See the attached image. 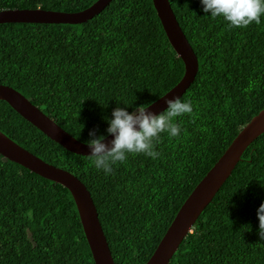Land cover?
I'll return each instance as SVG.
<instances>
[{
	"label": "trees",
	"instance_id": "16d2710c",
	"mask_svg": "<svg viewBox=\"0 0 264 264\" xmlns=\"http://www.w3.org/2000/svg\"><path fill=\"white\" fill-rule=\"evenodd\" d=\"M96 1L0 0V11L76 13ZM168 3L198 67L180 97L193 112L177 118L180 136L161 134L158 158L129 155L104 175L0 101V132L85 186L114 264H145L193 188L264 109V16L229 29L220 18L202 17L198 0ZM183 73L151 0H111L81 24H0V85L81 143L90 130L104 133L101 117L110 118L114 107L131 112L153 103ZM261 200L264 133L244 150L168 264H264V242L255 235ZM0 264H93L70 194L1 156Z\"/></svg>",
	"mask_w": 264,
	"mask_h": 264
},
{
	"label": "water",
	"instance_id": "95a60500",
	"mask_svg": "<svg viewBox=\"0 0 264 264\" xmlns=\"http://www.w3.org/2000/svg\"><path fill=\"white\" fill-rule=\"evenodd\" d=\"M110 2L111 0H97L88 8L76 13L42 9L0 11V24H81L97 15ZM151 3L169 45L184 68L183 76L179 82L146 109L153 114H158L166 107L165 99L183 95L193 82L198 66L197 59L175 20L168 0H151ZM0 101L5 102L24 121L65 151L83 157L88 154V149L83 143L62 130L11 87L0 85ZM262 133H264V109L251 118L238 132L215 164L193 188L145 264L169 263L180 243L191 231L199 215L229 178L244 150ZM110 139L111 136H106L102 142L107 144ZM0 156L30 173L64 188L70 194L76 207L93 264H114L90 195L75 176L43 162L16 145L1 132Z\"/></svg>",
	"mask_w": 264,
	"mask_h": 264
},
{
	"label": "clouds",
	"instance_id": "9594fccd",
	"mask_svg": "<svg viewBox=\"0 0 264 264\" xmlns=\"http://www.w3.org/2000/svg\"><path fill=\"white\" fill-rule=\"evenodd\" d=\"M198 4L204 14L202 17L220 18L229 29L259 24L261 16H264V0H198ZM151 103L139 104L131 112L127 110L128 107H114L110 118L101 117L106 124L103 134H96L94 130L88 132L89 138L83 143L88 149L86 157L96 170L108 175L114 165L124 162L129 155L142 154L156 159L160 153L154 150V145L161 134L169 138H177L182 134L177 118L193 112L192 102L180 97L165 99L166 107L158 114L146 111ZM82 128L83 125H80V130ZM106 136H111L107 144L102 142ZM255 218L257 243L262 244L264 200L255 209ZM245 227L247 231L251 230L250 225Z\"/></svg>",
	"mask_w": 264,
	"mask_h": 264
}]
</instances>
